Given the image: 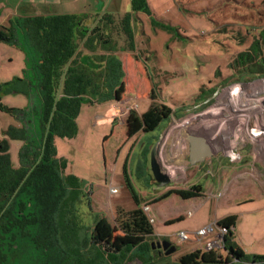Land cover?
I'll list each match as a JSON object with an SVG mask.
<instances>
[{"label":"rangeland","instance_id":"1","mask_svg":"<svg viewBox=\"0 0 264 264\" xmlns=\"http://www.w3.org/2000/svg\"><path fill=\"white\" fill-rule=\"evenodd\" d=\"M133 1L89 0L87 10L91 21L100 20L104 26L107 22L104 13L113 15V24L102 26V31L118 48L125 93L116 101L82 97L75 112L74 103L71 104L72 112L65 116L67 123L54 132L56 153L49 163L55 172L49 176L44 171L37 180V205H54L58 185L66 188L67 197L62 205L74 208L67 215L73 218L70 225L88 242L98 218L107 217L117 225L120 212L137 207L123 177L127 163L131 180L144 200L141 205L144 211L145 205H152L155 197L173 188L187 189L201 184L203 194L192 199L175 194L155 202L147 212L148 217L155 218V234L147 236L138 251L133 248L129 253H119L118 262L104 246L93 245L95 251L104 253L106 264H140V259L132 260L133 254L148 260L153 250L152 240L162 237L177 246L174 253L164 256L165 261L181 264L182 255L196 249L206 250V241L220 234L215 229L199 238L196 230L229 214L238 215L233 228L236 245L248 254L264 255V78L256 81L263 77L252 78L257 66L240 68L244 62L237 60L246 51L264 57V44L257 52L251 50V43L264 37V0H146L147 9L146 6L134 8ZM125 18L130 20L134 44L123 27ZM9 50L6 54L13 60L8 59L2 71L19 72L20 79L25 81L11 80L0 95V140H7L11 162L19 167L21 148L27 140L33 141L29 140L33 133L29 132L26 140L17 139L18 132L13 127L19 124L16 120L23 114L17 110L25 111L27 115L22 117H29L40 129L37 138L33 137L37 149L44 135L41 122L45 120L46 107L42 113L31 96L35 93L37 98L39 91L31 93L33 82L25 78L30 69L22 68L25 51L20 49L17 54L13 45ZM260 58L255 61L264 64ZM244 76L246 81H240ZM242 82L254 83L236 84ZM205 97L208 99L203 101ZM131 99L135 102L131 103ZM153 102L167 104L184 115L179 118L172 114L164 130L129 136L126 118L130 110L142 114ZM216 116L219 122L212 125L209 120ZM224 119L229 122L236 119L239 123L222 125ZM196 130H205L202 134L211 139L214 132L221 145L213 157L190 165L187 139ZM161 135L159 155L173 178L164 187L155 182L150 170L152 147ZM72 175L77 178L73 187L69 181ZM149 182L150 189L146 187ZM145 189L152 192L145 193ZM54 218L56 222L63 220L60 216ZM181 231L189 238L182 240ZM216 251L224 259L228 255L224 248ZM21 252L18 255L9 252V263L59 264L61 261L54 247L43 250L42 246L28 245Z\"/></svg>","mask_w":264,"mask_h":264},{"label":"trees","instance_id":"2","mask_svg":"<svg viewBox=\"0 0 264 264\" xmlns=\"http://www.w3.org/2000/svg\"><path fill=\"white\" fill-rule=\"evenodd\" d=\"M133 2L136 6L134 8H145L147 3L146 0H134ZM104 19L111 20L108 16H105ZM124 21L123 27L126 34L131 44H134L129 19L125 18ZM81 22L82 19L75 15L26 19V35L30 39L31 45L40 52L42 59V63L38 64L37 67L41 70V87L46 102L45 120L42 121L41 119L44 135L40 146L36 147L37 149L33 144L34 142L36 145L34 140L31 142L32 145L29 144V146L21 149L20 155L23 165L19 167H15L11 162L7 140H0V197L9 194L8 200H0V264H5L7 261L6 244L9 246L8 250H11L14 249L15 244H19L18 240L24 242L27 239L29 240L28 245L35 247L40 245L43 250L45 247L53 246V244L57 245L60 257L65 260L66 252H68L71 254L70 258L74 260V264H106L104 253L100 250L95 251L93 245L104 246L118 262L119 253L123 251L129 253L133 248L138 251L145 238L155 234L154 225L141 206L144 200L131 180L127 163L124 166L123 177L137 207L129 212H120L117 225H113L107 217L98 218L88 242L85 237L82 238L73 231V224H68L66 219L64 221V218L69 215L71 208H73L72 205H62L67 197L66 188L58 185L59 190L56 193L54 205H37L39 201L36 190L37 180L40 179L44 171H47L49 176L55 172L49 163V160L56 153L54 132L59 127L65 126L67 123L65 116L68 112L70 113L72 110L75 112L82 97L88 96L91 99L112 101L122 99L125 93L123 62L113 53L115 49H104V53L97 51L98 45L103 46L106 43H111L110 37L104 34L103 27L95 25L92 28H81ZM15 35L13 33L11 37ZM1 36L11 40V37L5 34H1ZM79 39L84 40V46L91 52L87 57L77 52L80 45ZM262 44H264V37L256 38L251 43V50L257 52L256 50H260ZM132 48H134L133 45ZM258 57L260 58L261 55L253 56L246 51L240 53L237 60L244 62L239 66L240 68L253 64L257 66L256 72L253 71L252 78L263 76L260 78L262 79L264 78V64L256 62L259 60ZM260 59L264 60V57ZM239 80L246 81V76ZM152 98L155 96L152 95ZM207 99L208 97H205L203 101ZM131 101V103L135 102L134 99ZM72 103H74V107L70 110ZM174 112L177 111H173L169 105L159 102H153L150 108L142 114L132 109L126 118L128 135L134 136L139 132L149 133L156 129L164 130L169 125L172 114L179 118L184 115L180 111ZM69 181L72 187L77 184V178L73 175L69 176ZM171 194L189 199L201 196L203 187L201 184H193L187 189L173 188L152 202L167 198ZM10 200L12 201L10 205L16 206L12 208L11 213L9 212L5 216L14 221L10 226H7L1 222V219L4 218L2 207L7 205ZM57 216L63 220L58 219L53 224L43 226L35 225L37 218L47 219L57 218ZM61 216L65 217L62 218ZM237 221L238 215L236 214H230L218 220V225L227 229L223 247L228 253L225 259L216 250L196 249L182 255L179 259L181 264H222L224 262L264 264V255L248 254L233 241L234 231L232 227H236ZM67 235L72 237V240H67ZM58 238H62L61 242ZM64 242L67 246L64 245ZM148 255L149 259H142V264H169L164 257H160L153 250ZM132 257L140 256L133 254ZM70 258L68 260H71Z\"/></svg>","mask_w":264,"mask_h":264},{"label":"crops","instance_id":"3","mask_svg":"<svg viewBox=\"0 0 264 264\" xmlns=\"http://www.w3.org/2000/svg\"><path fill=\"white\" fill-rule=\"evenodd\" d=\"M80 2H83L84 4L83 5L78 4ZM74 3H75V6H74ZM89 4H90L89 0H0V95H2L1 93H3L5 89H7V85L8 83H11V80L16 79L18 80V82H20L21 80L20 79L21 75H19V72H8V71L3 72L2 71V68L4 67L5 62H7L8 59L13 60V57H9V55L6 54V52L10 51L9 48H11V46L13 45L14 47H16V50L14 52H17V54H19L18 52H20V49L25 51V55H24L25 62L22 61L23 63L22 68L25 70L26 67L28 66L30 67V69L28 68L29 72L26 74L25 78L28 82L30 83L33 82L34 89L31 90V93L34 91L35 92L39 91V95H37V98H36L35 93L34 94L32 93L31 96L35 98L34 102L38 105L41 112L43 113V110H44L43 108L44 106L46 107V102H45V96L43 94L42 87H41V81H42L41 70L40 68L38 69L37 67L38 64L42 63V59H41L40 52L37 50L35 46L31 45L30 39L26 35L27 34V30L25 28L26 19L37 18V17L45 18L49 16H56V15H75L82 19L81 28L82 27L92 28L95 25L102 27L103 22H100V20L97 22H95V20H92L93 22L91 21V17H89L90 12H88L87 10ZM105 16H108L109 19L114 20L113 15L110 13H104L103 17ZM111 20H106L107 22L104 23L103 27H106V26L109 27L110 24H113ZM129 26H130V20H129ZM13 33H15L16 35L11 37V34ZM1 34H5L8 37H11V40H7L6 37H2ZM18 35H19V39L16 40V36ZM31 47L33 48L31 49ZM97 49L99 53H101V51H103L102 53H104V49H115L114 50L115 52L113 53L119 57V55L116 53L118 51V48L115 45V43L114 44L112 42L106 43L103 46L98 45ZM77 52L82 53V56L85 55L86 57L91 54L88 48L84 46V40L80 41V45L78 47ZM21 81L23 82L25 81V79ZM13 92L16 93L17 91L13 90ZM112 101H116V100H112ZM18 112L23 113L22 115H27V113H25V111L23 110L19 109ZM15 114H17V112ZM22 115L20 116V118L16 120L19 124L13 127L15 131L18 132L17 139L20 141H22V139L26 140V135H28L30 132L31 134L33 133V135L29 137V140L32 141L35 138H37L36 136L38 135L40 129H38V127L34 125V123H32V120H30L29 117L28 118L26 116L22 117ZM20 125L22 127H20ZM13 128H10V129H13ZM34 141L36 142V140ZM146 143L147 142H145V144ZM29 144L32 145L27 140L22 148L29 146ZM160 157H161V154H160ZM150 170H151V167H150ZM150 183L151 182H149V184L147 183L146 187H148V189L151 188ZM144 191L145 193L152 192L146 189ZM172 195H175V194H171L170 196ZM158 197L159 196L155 198H158ZM169 197L164 198V199H168ZM189 199H192V198H189ZM154 204L155 202L152 205ZM152 205H150V207H152Z\"/></svg>","mask_w":264,"mask_h":264},{"label":"water","instance_id":"4","mask_svg":"<svg viewBox=\"0 0 264 264\" xmlns=\"http://www.w3.org/2000/svg\"><path fill=\"white\" fill-rule=\"evenodd\" d=\"M162 137L163 135L159 137L152 148L150 167L155 181L159 186L164 187L171 183L173 178L169 171L165 169L164 164L160 159L158 145ZM195 139L198 142L197 147L195 146V141L192 137H188L187 139L188 161L190 165L201 164L207 158L213 157L217 152V146L215 145V142L207 134H199ZM153 244L155 245V243ZM158 246L165 250L166 255H170L177 250L176 244L168 239H164L161 243H158Z\"/></svg>","mask_w":264,"mask_h":264},{"label":"flooded vegetation","instance_id":"5","mask_svg":"<svg viewBox=\"0 0 264 264\" xmlns=\"http://www.w3.org/2000/svg\"><path fill=\"white\" fill-rule=\"evenodd\" d=\"M33 158V157H32ZM21 165H23V163H22V160H21V162H20V166ZM29 164L27 163V166H28ZM156 182V181H155ZM157 183V182H156ZM170 184V183H169ZM168 184V185H169ZM168 185H166V186H168ZM8 193V192H7ZM7 198H9V194L7 195H5V196H2V197H0V200H2V201H6V200H8ZM12 203V201L10 200L9 202H8V204L7 205H3V214H4V218H2L1 219V222H3V224L4 225H7V226H10L12 223H14V221L12 220V219H9L8 217H5L7 214H9V212L11 213V211H12V208H14L16 205H10ZM72 213V212H71ZM71 213L69 212V215H71ZM101 218V217H100ZM72 217H70V216H67L66 217V220H67V223L68 224H71L72 223ZM46 221H48L49 222V224H53V222L55 223V218H47V219H43V218H37V219H35V225H38V226H43V225H47L45 222ZM56 234V233H55ZM72 236V235H71ZM82 238H84V236L82 235L81 236ZM61 239L62 238H60L59 240L61 241ZM164 239H168V240H170L169 238H167V237H162V238H159L158 240H155V241H153L152 240V249H153V251H155L160 257H164V256H168V255H166L165 254V250L162 248V247H159L158 246V243H161ZM67 240H72V237H69V235H67ZM19 241V244H15L14 245V249H11V250H8V248H9V246L6 244V249H7V254H8V256H7V261H6V263L5 264H10L9 263V252H13L15 255H18L19 254V252H21V251H23V249L25 248V246L27 247L28 246V239L27 240H25L24 242L23 241H21V240H18ZM171 241V240H170ZM23 242V243H22ZM173 242V241H172ZM65 244L64 245H66V242H64ZM153 243H155V245L153 244ZM174 243V242H173ZM20 246V247H19ZM67 246V245H66ZM66 246H65V248H66ZM155 246V247H154ZM39 247H40V245H39ZM51 247H54L57 251H58V246L57 245H54L53 244V246H51ZM84 251V249L82 250V252ZM22 253V252H21ZM67 254H66V258H65V260H63L62 258L63 257H60V259L59 260H61L60 261V263L59 264H74V260L72 259V258H70L71 257V254H69L68 252H66ZM63 255V254H62ZM71 259V260H68V259ZM137 259H140L142 262L140 263V264H142L143 263V260L140 258V257H135L134 259H132V260H134V262L137 260ZM131 261V260H130ZM59 262V261H58Z\"/></svg>","mask_w":264,"mask_h":264},{"label":"built area","instance_id":"6","mask_svg":"<svg viewBox=\"0 0 264 264\" xmlns=\"http://www.w3.org/2000/svg\"><path fill=\"white\" fill-rule=\"evenodd\" d=\"M116 111H118V113L121 112L119 107L116 108ZM144 209H145L146 213L149 212L150 211V205H145ZM149 220L151 223H154L155 218L153 216H149ZM233 228H235V227H232V230H233ZM215 229L220 230V234L216 239H209L208 241H206V243H205V249L206 250H216L218 248H223L224 247V235L227 232V229L220 227L218 225V221H217V223L213 222L211 224L200 227L195 232L197 237L202 238L203 236H206L209 233L210 234L213 233V231ZM180 237L182 240L189 238L188 234L185 231L180 232Z\"/></svg>","mask_w":264,"mask_h":264},{"label":"bare ground","instance_id":"7","mask_svg":"<svg viewBox=\"0 0 264 264\" xmlns=\"http://www.w3.org/2000/svg\"><path fill=\"white\" fill-rule=\"evenodd\" d=\"M218 116V115H217ZM217 116H216V118L215 119H210L209 120V122H211V124L212 125H215V124H217L218 122H219V120H218V118H217ZM244 117V116H243ZM234 120H236V119H230V121H232V122H229L228 121V119L227 120H225L224 119V124H222V125H228V124H234V123H239V122H235ZM234 121V122H233ZM205 130H203V131H200V132H198V130H196V131H194L192 134H191V136L190 137H192L193 139H194V141H195V146L197 147L198 146V142H197V140L195 139L196 138V136H198L199 134H202V132H204ZM198 132V133H197ZM210 135V134H209ZM211 137H212V139L215 141V143L217 144V148H219V146L221 145V142L218 140V138L216 137V135H215V133L214 132H212L211 133Z\"/></svg>","mask_w":264,"mask_h":264}]
</instances>
